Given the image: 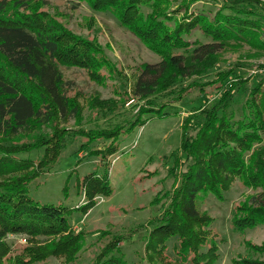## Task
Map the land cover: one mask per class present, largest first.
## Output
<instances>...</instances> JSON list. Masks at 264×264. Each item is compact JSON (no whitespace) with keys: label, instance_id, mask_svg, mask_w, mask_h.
Instances as JSON below:
<instances>
[{"label":"trees","instance_id":"obj_1","mask_svg":"<svg viewBox=\"0 0 264 264\" xmlns=\"http://www.w3.org/2000/svg\"><path fill=\"white\" fill-rule=\"evenodd\" d=\"M69 1L74 10L86 3L112 14L161 60L140 66L133 96L145 104L126 127L87 130L79 101L82 90L65 71L83 69L102 85L113 80L119 99L95 95L89 101L103 115L116 113L132 98L123 71L97 42L51 14L50 0H0V264H36L50 257L70 264L84 249L86 232L75 230L69 219L73 208L29 195L31 182L51 170L69 141L80 138L81 151L108 142L104 149L91 150L108 163L123 137L147 122L146 114H164L165 105L156 106L158 97L178 94L176 99H182L186 88L178 91L177 86L208 75L227 42L264 49V0H223L215 12L186 10L181 18L167 12L169 0ZM215 81L218 99L212 104L206 100L184 116L180 146L165 156L174 160L168 175L175 183L153 200L163 210L146 242L151 264H157L154 258L165 264H219L224 240L213 226L215 217L201 204L209 194L225 199L236 183L253 193L235 205L234 228L264 224V74L249 87L235 68L220 72ZM240 92L247 98L238 116L232 105ZM71 120L75 126H66ZM79 186L87 201L78 209L86 214L98 195L113 193L108 171L87 174ZM102 233L112 236L90 264H129L120 254L123 236ZM10 234L25 235L28 243L19 248ZM173 237L170 256L168 240ZM247 246L256 256L236 258L235 264H264V241Z\"/></svg>","mask_w":264,"mask_h":264},{"label":"rangeland","instance_id":"obj_2","mask_svg":"<svg viewBox=\"0 0 264 264\" xmlns=\"http://www.w3.org/2000/svg\"><path fill=\"white\" fill-rule=\"evenodd\" d=\"M169 1L167 12L178 18L184 16L186 10L189 14L198 10L215 12L223 4V0ZM50 3L51 14H55L77 34L102 46L128 81V94L132 98L120 106L116 113L103 115L91 108L89 101L95 95L104 99H119L114 91L117 85L113 80L102 85L91 81L83 69L71 68L65 71L67 78L74 79L82 90L79 101L83 111V127L87 130L112 129L117 125L126 127L137 115L139 105L145 104V101H138L133 96V86L140 66L145 62H158L161 57L144 45L135 34L122 27L110 13L97 12L86 3L74 10L69 0H50ZM234 68L242 79L248 81L246 86H251L256 76L264 74V49L244 41L227 42L217 55L215 68L208 75L187 78L177 86L178 91L182 87L186 88L182 99H176L178 94L158 97L156 106L164 104V114L159 115L156 111L146 114L147 122L123 137L120 147L118 144V152L107 157L108 163L102 162L98 155L91 154L93 147L104 149L109 145L108 142H95L94 146L81 151L82 141L78 138L69 141L50 171L31 182L29 195L33 199L73 208L70 222L75 230L83 228L86 232L85 247L78 259L70 264H90L103 252L112 236H105L103 230L123 236L120 254L124 255L129 264H151L146 253V242L157 225L156 218L163 210L162 203H154L153 200L158 192L170 190L175 183V179L168 175L174 160H166L165 156H170L180 146L184 116L204 105L206 100L207 104L214 103L219 97L215 80L220 72ZM213 80L214 83L211 82ZM246 98L247 94L242 92L235 98L232 108L238 116L243 114L242 106ZM134 104L137 106L134 107ZM66 126H75L74 120ZM107 171L113 193L110 196L98 195L96 205L86 214L78 209L79 205L87 201L79 183L89 173L104 174ZM251 193L253 190L236 183L225 193V199L209 194L201 204L202 210L215 217L213 226L224 240L220 244L219 264H235L236 258L255 257L256 254L247 246V242L259 244L264 241V224L244 230H237L233 226L232 212L235 205ZM27 239L25 235H9V240L16 241L15 245L19 248L28 243ZM175 242L174 237L168 240L170 256L174 255ZM154 262L165 264L160 258H154ZM36 264L65 262L62 257H50Z\"/></svg>","mask_w":264,"mask_h":264}]
</instances>
